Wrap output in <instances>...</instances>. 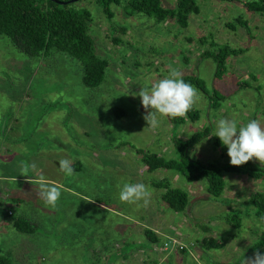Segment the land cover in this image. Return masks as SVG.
<instances>
[{
    "label": "rangeland",
    "instance_id": "374dc122",
    "mask_svg": "<svg viewBox=\"0 0 264 264\" xmlns=\"http://www.w3.org/2000/svg\"><path fill=\"white\" fill-rule=\"evenodd\" d=\"M178 1L161 0V7L175 9ZM196 2L200 13L190 15L186 26L127 15L125 3L112 6V18L98 0L73 3L91 12L89 34L96 54L108 62L103 83L94 89L83 84L77 59L57 50L29 57L0 35V246L13 264H242L254 255L264 222L250 200L264 194V181L223 172L226 188L214 199L204 179L189 182L167 169L150 172L138 155L178 160L175 139L210 130L188 154L223 167L230 157L225 145H216L218 121L235 120L239 128L256 119L264 126V13L228 0ZM220 46L239 53L217 78L214 60L205 55ZM170 68L204 82L207 94L195 87L203 97L193 107L200 119L160 117L158 127H148L134 93L168 77ZM62 159L72 162L73 176L60 171ZM25 164L36 168L25 174ZM41 175L61 187L55 207L39 194ZM156 182L186 192V210L172 211ZM124 183L147 185L149 205L121 202ZM232 215L241 218L239 228L226 222ZM22 218L33 222V234L13 228ZM154 228L160 233L155 243L145 234ZM206 238L223 247L202 249L197 242ZM172 240L186 251L165 250Z\"/></svg>",
    "mask_w": 264,
    "mask_h": 264
},
{
    "label": "trees",
    "instance_id": "16d2710c",
    "mask_svg": "<svg viewBox=\"0 0 264 264\" xmlns=\"http://www.w3.org/2000/svg\"><path fill=\"white\" fill-rule=\"evenodd\" d=\"M81 1V0H79ZM73 0H0V35L11 40L12 45L21 53L37 58L42 55L48 57L52 50L68 54L81 63L82 81L86 87H99L106 75L108 62L96 54L95 43L89 34L92 14L87 9H76ZM240 2L245 8L255 14L264 13V0H228ZM104 14L112 18V6L126 4L127 15L143 14L154 17L158 22L168 19H176L177 22L186 26L190 15H197L200 9L196 0H179L175 9L161 7V0H98ZM239 21V20H238ZM230 26V25H229ZM124 33L125 29L121 28ZM236 51L228 46H220L216 53H207V58H212L216 64V77H222L226 71V63L229 57L236 56ZM185 82L197 87L207 94L204 82L199 78L190 76L183 78ZM191 121L200 119V112L192 109L187 113ZM184 123V120L176 124ZM195 135L187 141L174 140V147L178 160H166L158 155L138 152L148 171L167 169L178 172L189 182L206 181L207 193L210 198L218 199L225 191L226 184L223 172L245 175L251 179L264 181V166L249 161L242 166H232L230 163L220 167L215 164H206L190 158L189 149L200 143L210 134ZM221 141L216 140L220 146ZM154 187L163 190L162 201L174 212H184L188 207V194L179 189L170 188L167 183L156 182ZM250 203L255 208V217L264 222V194H255ZM10 216L13 214L9 213ZM226 222L236 228L241 225V218L238 215L227 217ZM33 226V228H32ZM13 228L20 233L33 234L36 228L33 222L27 219L15 221ZM150 242H157L155 232L145 231ZM204 250L221 249L223 243L214 238H206L197 242ZM186 251V248L180 250ZM264 253V231L260 240L254 245L250 252ZM0 264H13L12 260L5 256L0 246ZM224 264V263H222ZM240 264V263H235Z\"/></svg>",
    "mask_w": 264,
    "mask_h": 264
},
{
    "label": "clouds",
    "instance_id": "9594fccd",
    "mask_svg": "<svg viewBox=\"0 0 264 264\" xmlns=\"http://www.w3.org/2000/svg\"><path fill=\"white\" fill-rule=\"evenodd\" d=\"M134 95L141 98L146 110L143 118L148 127L152 128L159 126L160 117H185L203 98L197 88L184 81L177 68H170L168 77L153 83L150 89L142 88ZM213 135L227 147L232 166H242L253 158L264 163V126L259 120L253 119L238 128L237 121L222 118L218 121ZM59 167L65 176L74 175L70 160H60ZM35 168V164H25L22 172L27 174ZM37 183L41 198L47 205L55 207L61 197V187L50 183L43 175ZM151 195L149 187L144 183H124L119 191L121 202L138 204L142 201L144 207L149 205ZM242 264H264V253L256 251L252 257L244 258Z\"/></svg>",
    "mask_w": 264,
    "mask_h": 264
},
{
    "label": "built area",
    "instance_id": "2783aa9c",
    "mask_svg": "<svg viewBox=\"0 0 264 264\" xmlns=\"http://www.w3.org/2000/svg\"><path fill=\"white\" fill-rule=\"evenodd\" d=\"M170 247H178L179 250H183L185 247L180 244L177 240H172L168 243H165L164 249L168 250Z\"/></svg>",
    "mask_w": 264,
    "mask_h": 264
},
{
    "label": "crops",
    "instance_id": "0c3cea01",
    "mask_svg": "<svg viewBox=\"0 0 264 264\" xmlns=\"http://www.w3.org/2000/svg\"><path fill=\"white\" fill-rule=\"evenodd\" d=\"M154 229H155V231H154L155 233H158V234H160L156 228H154Z\"/></svg>",
    "mask_w": 264,
    "mask_h": 264
},
{
    "label": "water",
    "instance_id": "95a60500",
    "mask_svg": "<svg viewBox=\"0 0 264 264\" xmlns=\"http://www.w3.org/2000/svg\"><path fill=\"white\" fill-rule=\"evenodd\" d=\"M75 1H79V0H73V2H75Z\"/></svg>",
    "mask_w": 264,
    "mask_h": 264
}]
</instances>
